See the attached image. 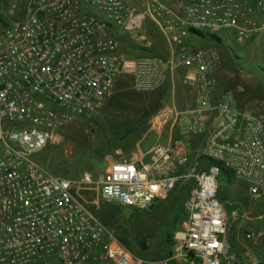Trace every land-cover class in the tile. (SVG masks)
<instances>
[{
    "label": "built area",
    "instance_id": "built-area-1",
    "mask_svg": "<svg viewBox=\"0 0 264 264\" xmlns=\"http://www.w3.org/2000/svg\"><path fill=\"white\" fill-rule=\"evenodd\" d=\"M9 3V18L0 17V264H147L90 207L102 201L146 210L188 182L187 219L172 259L264 264L233 250L239 212L228 213L218 198L223 172L264 196V104L238 108L222 90L217 53L184 45L191 33L230 37L238 47L252 44L264 63V0ZM150 24L166 42L165 60L124 49L123 40L144 42ZM122 78L139 92L168 82L174 97L178 84L188 88L190 99L181 110L173 100L164 121L165 143L97 176L61 177L33 158L69 126L96 119Z\"/></svg>",
    "mask_w": 264,
    "mask_h": 264
},
{
    "label": "rangeland",
    "instance_id": "rangeland-1",
    "mask_svg": "<svg viewBox=\"0 0 264 264\" xmlns=\"http://www.w3.org/2000/svg\"><path fill=\"white\" fill-rule=\"evenodd\" d=\"M9 1L0 0V17L5 19L9 18ZM145 37L144 42L137 43L138 46L153 49L156 44H160L159 40H161V46L167 50L164 38L160 36L153 25H150ZM201 41L195 42H198L201 48L211 47L219 57L225 59L227 65L234 66L235 79L230 74L228 77L226 70L222 69L223 80L232 79L231 92L234 94L244 92L246 96L252 92L253 94H250L248 99L264 104V87L259 89L255 86L256 83H261L262 76L256 70V64L262 62L253 50L254 46L246 44L244 47H238L230 37H224L222 46ZM125 43L126 40H123L122 44ZM199 45L191 46V49L193 47L197 49L200 47ZM230 56L241 59L240 64L237 65L231 61ZM245 61L253 65L248 68L245 66ZM127 81L128 83L125 84ZM184 91L178 84L174 92L176 105H178L181 92L184 95ZM165 99L166 92L164 90L139 92L136 91L130 79H124L117 84L114 93L96 119L80 120L69 126L60 133L55 143L33 158L41 165L46 166L49 171L61 177L81 175L83 172L97 176L105 172L112 162L141 150L151 140V136L160 137L158 133H155V130L159 134L161 133L164 121L171 115L172 106L164 105L162 109L147 117V120L139 127L140 130L134 131L127 138L123 135L139 124L138 117L144 110V103L148 105L152 100L164 103ZM182 107L177 106L178 110H181ZM219 185L221 190V198H219L225 206L224 208H227L230 213L231 209L229 208L236 206L239 212V220L230 232L232 247L236 253H252L258 259L264 260V196L253 197L243 183L235 180L231 182L223 175L220 176ZM169 195L164 201L157 202L146 210L118 208L117 205L102 201L98 207L90 208L100 222H102L100 219H104L106 222L115 220L110 224L111 228L108 229H112L117 241L124 245L134 247L138 240L140 244L148 248L153 246L169 250L171 246L165 245L166 240L173 242L175 233L183 230L187 219L184 210L185 201L181 195L179 193L174 196ZM117 208L119 209L118 216L112 218V213ZM133 249L136 250V247ZM146 256L148 257V255ZM150 258L153 261L147 264H160L168 260L166 254L159 252L153 253ZM89 264L96 263L93 261ZM170 264L177 263L172 261Z\"/></svg>",
    "mask_w": 264,
    "mask_h": 264
},
{
    "label": "trees",
    "instance_id": "trees-1",
    "mask_svg": "<svg viewBox=\"0 0 264 264\" xmlns=\"http://www.w3.org/2000/svg\"><path fill=\"white\" fill-rule=\"evenodd\" d=\"M152 25V24H150ZM149 25V27H150ZM154 26V25H153ZM149 27L146 28V34L148 32V29ZM155 27V26H154ZM156 28V27H155ZM157 30V29H156ZM158 31V30H157ZM159 33V32H158ZM161 36V35H160ZM207 41V42H210V43H213L215 46H222L223 44V40H221L220 38H217L215 36H207V35H204L202 33H191L190 34V38H189V42H195V41ZM201 41V42H202ZM160 44H156L155 47L153 49H150V48H144V47H141V46H134V45H131L129 43H125L124 45V49L125 51L131 56V57H155V58H159V59H163L165 60L167 57H168V48L167 50H165V48H163L161 46V43L162 41L159 40ZM198 50V49H197ZM253 56L255 57V54H253ZM219 66L221 68V72H222V69L223 70H226V73L227 75L230 74L233 78L236 77L234 76V73L235 71H233V65L232 64H226L225 62V59L222 57H219ZM230 59L231 61H233L235 64L239 65L240 62H241V59H237V58H232L230 56ZM253 64L252 63H247L245 61V66H247L248 68H250V66H252ZM256 70H258L260 72V74L262 75L260 80H261V83L259 84H255V86H257L259 89L263 88L264 87V63H257L256 64ZM225 72V71H224ZM229 77V75H228ZM235 79V78H234ZM127 82H125V84H127ZM223 88L222 90L223 91H230L231 92V89H232V79H228L226 78L225 80H223ZM165 91L166 92V99H165V102L164 103H161V102H158L159 100H152V101H149V104H145L144 103V110L142 112V114H140V116L138 117V121L139 124L134 127V128H131L130 130H128L123 136L127 138V136H129L130 134H132L134 131H138L140 130L139 127L142 126V124L144 123L145 120H147V117H149L152 113L154 114L155 112L159 111L160 109H162V107L164 105H169L171 106L172 104V98H171V86L169 83H166L165 86H163L162 88H160L159 90L157 91ZM156 92V91H155ZM234 96V100L236 102V105L238 106V108H243L248 102H251V101H254L252 99H248L249 98V95L253 94L252 92H249V94L246 96V94L244 92H238V94H234L233 92H231ZM146 108V109H145ZM143 109V108H142ZM154 110V111H153ZM137 128V129H136ZM122 139V138H121ZM125 139V138H124ZM155 136H151V140L148 141L147 145H144L143 146V150H148L150 147H152V145L154 144L155 142ZM123 140V139H122ZM223 177H225L227 180H232L234 181H237L236 179H234L229 173L227 172H223ZM239 182V181H237ZM241 183V182H239ZM192 189V183L191 182H188V183H184L178 187H176L171 193L169 196H174L175 194H180L182 199L184 201L187 200L188 198V195H189V192L190 190ZM221 198V190L219 189V192H218V198ZM219 198V201L221 202ZM171 200H173L172 197H170ZM185 203V202H184ZM222 203V202H221ZM155 205V204H154ZM153 205V206H154ZM151 206V207H153ZM224 206V205H223ZM118 208H123V209H129V208H125V207H122L120 205H117ZM225 207V206H224ZM114 209L113 213H112V218H116L118 216V213H119V209ZM150 208V207H149ZM229 208V207H228ZM227 210V208H225ZM231 210H237L238 211V208L235 206L234 208H229ZM104 225L107 227V228H111L112 225H110L113 221H104V219H100ZM122 229V227H120ZM233 229V228H232ZM231 229V231H232ZM112 231V229H109ZM113 232V231H112ZM119 232H121V230H119ZM116 234H119L117 232H114ZM115 235V234H114ZM124 241V239H123ZM167 243H165V245L168 247L171 246L170 248V252L166 253V256H167V259H171V260H166V264H168L169 262H176L177 264H179L177 261L173 260L172 259V256H173V249L175 248L176 246V241L174 240L173 238V242H170L169 240H166ZM120 242V241H119ZM121 243V242H120ZM231 243V241H230ZM122 245H124L123 243H121ZM232 245V244H231ZM134 256L138 257L139 259L143 260L145 263H148L150 261H153L151 260L150 256L153 255V253H155V251H150L148 247H145L143 246L142 244L139 243V241L137 240V243L134 247H136V250L133 249L134 247H129L127 245H124ZM233 248V247H232ZM234 250V248H233ZM235 251V250H234ZM236 252V251H235ZM238 254H241V253H238ZM148 255V257L146 256Z\"/></svg>",
    "mask_w": 264,
    "mask_h": 264
},
{
    "label": "crops",
    "instance_id": "crops-1",
    "mask_svg": "<svg viewBox=\"0 0 264 264\" xmlns=\"http://www.w3.org/2000/svg\"><path fill=\"white\" fill-rule=\"evenodd\" d=\"M186 47H191V46H198L199 45V43L198 42H186L185 44H184ZM200 46V45H199ZM197 49H201V46L200 47H198ZM197 49H194V47H193V49L192 50H197ZM124 79H129V78H122L120 81H123ZM119 81V82H120ZM168 83V82H167ZM176 91V90H175ZM171 97H172V92H171ZM185 99H190V93H189V90H188V88H186L185 89V91H184V95H183V92H181V96H180V99H179V101H178V105H176V102H175V100H174V97H172V103H173V100H174V103H175V107L177 108V106H180V107H182V105H183V107H184V101H185ZM171 106H172V104H171ZM182 107V108H183ZM177 109H179V108H177ZM166 140H167V138H166V135H165V133H162L161 132V136L160 137H157L156 139H155V143L153 144V145H157V144H159V143H165L166 142ZM141 150H143V149H141ZM145 151V150H144ZM182 232H183V230L182 231H180V232H176L175 233V235H174V240L176 241V239L177 238H179L180 237V235L182 234ZM149 250L150 251H155V252H159V253H164V254H166V253H168V252H170V249L169 250H167V249H163V248H156V247H149ZM170 259H168V261H169ZM166 264V263H165ZM168 264H170V262L168 263Z\"/></svg>",
    "mask_w": 264,
    "mask_h": 264
}]
</instances>
